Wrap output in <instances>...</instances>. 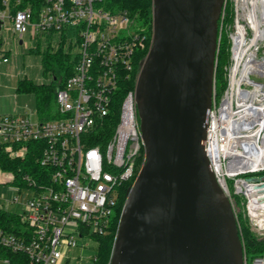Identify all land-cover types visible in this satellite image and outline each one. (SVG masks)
Listing matches in <instances>:
<instances>
[{
    "label": "built area",
    "instance_id": "obj_1",
    "mask_svg": "<svg viewBox=\"0 0 264 264\" xmlns=\"http://www.w3.org/2000/svg\"><path fill=\"white\" fill-rule=\"evenodd\" d=\"M113 1L37 0L13 11L11 0H0V22L10 20L15 34L58 33L79 47L73 74L56 92L58 118L0 113V186L23 196L4 200L12 210L0 208L17 216L7 227L0 221V264H86L71 259V249L108 230L120 187L134 183L145 162L135 87L118 97L132 75L137 79L138 54L148 43L150 49L152 36ZM224 35L227 85L218 96L214 84L204 154L226 195L242 198L251 227L264 235V82L250 79L264 80V0H225L218 51ZM31 150L40 167L32 175L18 179L3 169L6 159Z\"/></svg>",
    "mask_w": 264,
    "mask_h": 264
},
{
    "label": "water",
    "instance_id": "obj_2",
    "mask_svg": "<svg viewBox=\"0 0 264 264\" xmlns=\"http://www.w3.org/2000/svg\"><path fill=\"white\" fill-rule=\"evenodd\" d=\"M224 3L152 0L151 47L135 83L145 162L110 264H244L232 201L204 154Z\"/></svg>",
    "mask_w": 264,
    "mask_h": 264
},
{
    "label": "trees",
    "instance_id": "obj_3",
    "mask_svg": "<svg viewBox=\"0 0 264 264\" xmlns=\"http://www.w3.org/2000/svg\"><path fill=\"white\" fill-rule=\"evenodd\" d=\"M17 1H19L20 4L18 6H14ZM36 1L37 0H11V3L13 5L12 7H14L13 11H15L27 7L32 9V3L35 5ZM113 2L116 4V8L129 11L137 23L146 29L149 39L151 40L153 27L152 0H114ZM38 7L39 4H37L34 9H38ZM228 19L231 20V17ZM148 51L149 43L146 49L139 52L137 58L138 64L146 57ZM229 59L230 44L227 35H224L217 54V69L215 74V87L218 96H221L227 85L226 67L229 64ZM76 61L77 58H75L73 63L70 62V55L64 53L62 50L57 51L55 54L48 53L43 58V66L45 71L52 73L53 81L51 84L36 85L27 79H22L19 81L17 91L31 95L33 94L35 96L36 110L43 120L58 118L57 113H51L52 106L56 105V92L63 86V83L66 81V79L73 74ZM135 83L136 75H132L128 82L123 85V90L120 92L122 95L118 97V102L121 100L123 93L127 89H133L135 87ZM117 121L118 114L116 110V113L110 120V122H112V128L110 125V128L106 134L107 137L113 133V126L115 127ZM38 158L39 153L34 154L31 150L24 159L14 161L4 159L5 161L3 163V169L14 171L17 175V178L20 179V177L26 173L32 175V167L35 169V171L40 168L39 164H37ZM141 162L142 158L140 159L139 164H141ZM132 184L133 182L126 183L120 187L121 189L118 204L111 218L108 230L103 234L93 235L92 241L97 244V254L92 260V264H110L122 209L127 198V192ZM232 202L235 206L240 204L243 208V212L245 213L242 198L234 196ZM237 216L239 233L244 244L247 263L252 264L256 258H264V236H258L255 232H253L247 217L242 218L241 214L239 213H237ZM0 221L7 227L11 222L17 223V216L8 212L0 211Z\"/></svg>",
    "mask_w": 264,
    "mask_h": 264
},
{
    "label": "rangeland",
    "instance_id": "obj_4",
    "mask_svg": "<svg viewBox=\"0 0 264 264\" xmlns=\"http://www.w3.org/2000/svg\"><path fill=\"white\" fill-rule=\"evenodd\" d=\"M5 25L0 31V111L9 112L4 113L6 115L18 114L25 111L27 113L36 112L35 96L33 94L18 92L19 81L27 79L36 85L51 84L53 76L52 73L44 69V56L48 53L55 54L57 51L62 50L64 53L70 55V62L73 63L79 52V47L74 38V40L63 39L62 35L58 33H41L37 38L32 40L28 35L21 38L20 35L15 34L11 30L10 21H7ZM21 40H23L22 43ZM262 50H264V44ZM3 57L7 58V64L3 63ZM51 113H57L56 105L52 106ZM40 119L42 118L40 117ZM13 195L20 200L23 198L22 194L18 191H10L8 186H0V208L12 210V207H6L4 200ZM239 205L235 206L233 204L237 223V213L241 214L242 218H246L242 206ZM14 209L23 210V208ZM251 229L258 236H264L255 228L251 227ZM87 243L88 246L82 247V245H86ZM96 254L97 244L94 241L78 239V247L72 248L69 256L71 259L73 257H81L86 264H92V260ZM72 262L76 263L77 261L72 260Z\"/></svg>",
    "mask_w": 264,
    "mask_h": 264
},
{
    "label": "crops",
    "instance_id": "obj_5",
    "mask_svg": "<svg viewBox=\"0 0 264 264\" xmlns=\"http://www.w3.org/2000/svg\"><path fill=\"white\" fill-rule=\"evenodd\" d=\"M7 21H10V20H7ZM7 21H5L4 23H1V25H0V31L4 28V26H6L5 24H7ZM10 23H11V21H10ZM25 35H28V37L32 40V35L30 34V33H27V34H25ZM25 35H23V36H21V38H23ZM23 42V40H21V43ZM4 59H7L6 57H3V63L4 64H7L8 63V61L7 62H4ZM11 112V111H10ZM0 113H9V112H2V111H0ZM12 113H15V112H12ZM26 113V111L25 112H19L18 114H25Z\"/></svg>",
    "mask_w": 264,
    "mask_h": 264
},
{
    "label": "flooded vegetation",
    "instance_id": "obj_6",
    "mask_svg": "<svg viewBox=\"0 0 264 264\" xmlns=\"http://www.w3.org/2000/svg\"><path fill=\"white\" fill-rule=\"evenodd\" d=\"M128 192H129V190H128ZM128 192H127V195H128ZM127 199V198H126Z\"/></svg>",
    "mask_w": 264,
    "mask_h": 264
}]
</instances>
